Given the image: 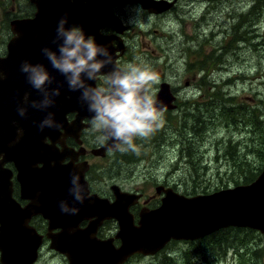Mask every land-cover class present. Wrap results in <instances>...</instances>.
<instances>
[{
	"label": "rangeland",
	"instance_id": "1",
	"mask_svg": "<svg viewBox=\"0 0 264 264\" xmlns=\"http://www.w3.org/2000/svg\"><path fill=\"white\" fill-rule=\"evenodd\" d=\"M32 5V0H0V56L16 36L13 22L32 17ZM114 13L125 29L117 34L126 48L120 68L132 65L156 73L159 82L149 85L150 95L165 82L178 93V107L163 113L161 126L150 136L134 140L135 151L95 160L100 181L91 185L92 190L102 194L104 185L103 193L108 194L116 184L148 198L161 185L190 195L252 179L256 164H264V146L256 142L259 128L254 121L264 99V0H178L159 15L129 3ZM133 17L139 22L130 23ZM106 84L107 80L100 86ZM87 136L97 147L108 145V138L94 126ZM257 146L261 152H256ZM244 161L253 165H243ZM112 228L115 234L117 228ZM35 264L69 261L47 240ZM127 264H264V236L232 231L201 244L174 243L156 257L142 256Z\"/></svg>",
	"mask_w": 264,
	"mask_h": 264
},
{
	"label": "water",
	"instance_id": "2",
	"mask_svg": "<svg viewBox=\"0 0 264 264\" xmlns=\"http://www.w3.org/2000/svg\"><path fill=\"white\" fill-rule=\"evenodd\" d=\"M177 1L32 0L36 8L34 17L13 22L12 31L16 36L8 45L7 57L0 58V72L6 77L0 79V154L6 155L4 162H14L22 196L29 203L22 207L13 199V173L0 168L1 264H34L38 260L44 236L30 226L37 215L49 222L47 237L51 249L65 255L70 264H124L135 254L155 255L172 240H197L228 227L251 228L264 234V170L250 185L210 195L188 198L165 189L162 205L155 211H140L136 224L130 208L137 203V197L118 191L114 203L90 197L82 172L71 164L63 165L67 154L56 153L60 128L71 126L70 133L77 137L82 128L81 120L85 117L92 120L94 115L88 111L87 103L81 101V91L69 89L65 77L51 66L42 51L47 48L59 56L58 44L62 40L53 41L60 19L67 15L66 28H80L86 38L92 37L98 46L108 51L113 63L100 73L108 76L117 64V51H124L112 49L110 43L114 38L101 34L104 27L112 24L118 33L125 30L113 10L135 3L150 14L159 15L171 10ZM24 61L44 65L50 78H54L52 84L45 85V92L28 83L27 74L21 72ZM87 83L96 87L95 81ZM56 88L60 90L59 96L53 94ZM25 94H28L27 103ZM46 98L52 104L44 107ZM174 100L170 86L162 85L157 104L163 103L167 109H172ZM33 103L37 107H32ZM20 107L27 108L25 116L19 114ZM70 112L78 114L76 120L68 124L66 115ZM49 114L58 127H45L41 131L39 125ZM47 139L53 141V145H47ZM109 140L107 149L113 145ZM77 195L83 203L76 199ZM61 206L67 211L63 212ZM107 219L118 222L119 232L115 238L100 240L97 230ZM85 220L91 221L87 228L81 229L80 223ZM53 230L60 231L52 233ZM115 239L121 241L118 248L114 245Z\"/></svg>",
	"mask_w": 264,
	"mask_h": 264
},
{
	"label": "clouds",
	"instance_id": "3",
	"mask_svg": "<svg viewBox=\"0 0 264 264\" xmlns=\"http://www.w3.org/2000/svg\"><path fill=\"white\" fill-rule=\"evenodd\" d=\"M67 15L60 19L56 29L57 35L53 43L62 40L58 44L59 56L56 52L44 48L42 51L49 60L51 66L63 75L71 91H81L80 99L87 103L88 111L93 113L92 124L100 129L104 135L113 141L109 151L136 150L134 140L150 136L156 128L162 124V116L167 110L166 105L155 101L149 93V85L158 83L159 77L148 69L129 65L127 70H122L115 64L113 71L108 73V90L102 87H92L87 81H95L102 69L113 63L108 51L98 46L91 38L78 27L66 28ZM130 23L139 21L133 17ZM100 57H107L101 59ZM21 72L27 74V81L36 90L45 92V85L52 84L54 78L44 65H32L24 61ZM6 78L0 72V79ZM46 94V93H45ZM54 95L59 96L60 90L56 88ZM28 102V94L24 97ZM52 101L45 99L43 106L47 107ZM37 107L35 103L31 105ZM21 116H25L27 108L18 109ZM41 131L45 127H58L53 123L52 114L39 125ZM22 136L23 130H19ZM126 146V147H125ZM76 199L83 203V199L77 195ZM61 210L67 209L61 206Z\"/></svg>",
	"mask_w": 264,
	"mask_h": 264
},
{
	"label": "flooded vegetation",
	"instance_id": "4",
	"mask_svg": "<svg viewBox=\"0 0 264 264\" xmlns=\"http://www.w3.org/2000/svg\"><path fill=\"white\" fill-rule=\"evenodd\" d=\"M32 8H33V13H34L35 12V6L32 5ZM113 31H114L113 27H107L103 30V33L107 34V35L108 34L111 35L114 33ZM4 56H5V53L3 55H1L0 58H2ZM106 80H107V78H105V77L99 78L100 84L102 81L105 83ZM100 84L98 82L99 87H101ZM107 88H105V90H107ZM173 93L178 97V93L176 91H173ZM176 103H177V101H176ZM74 118H75V114L70 113L68 115V121L69 122H72V120ZM84 124L90 125L87 128L92 129V127H93V124L90 123L89 120H85ZM86 131L87 130L83 131V133L81 132L79 140H76L74 137H70V136L65 137L64 143L62 145L59 142L60 138H58V141L55 144L56 145L55 147L59 151H62L63 147H64L72 153L71 157H65L64 158V165L73 164L74 166L80 167L79 171L82 172L85 170L84 171L85 173H83V175H84L85 181L88 183V190H89L90 195L96 194L101 198L107 199L109 201H113V200H115L116 196H115V190H113L112 185L109 187L108 194L103 193L104 192L103 191L104 185L100 184L101 185L100 192L102 194H100L98 192L97 193L94 192L91 188L92 184H94L96 181H100V178H98L97 174L95 173V169H93L95 166L97 167V165L94 164L95 163L94 161L95 160L106 161L108 156L110 154H112L113 152H111V151L104 152L102 156L97 157L95 154L96 149H97V143L93 140H87V139H91L88 136L86 138L84 137V134ZM83 137H84V139H86V141L83 139ZM47 143L51 144L52 142L50 140H47ZM5 157H6V155L4 153L0 154V163H2V165H0V168L3 167L6 172L8 170V171H11L13 173V177H12V183H13L12 196H13V199L17 203H19L22 207H25L29 203V201L24 199V197L22 196L20 184L18 183L17 178H16L17 171L15 168V164L12 161L4 162L3 160ZM89 164H91L92 167L89 168ZM82 166H87V169H86V167L83 169ZM96 169H98V168H96ZM163 187L166 188L169 186L163 185ZM156 192H157V190H156ZM160 202H161V194L159 192H157V195L154 194L151 197L144 198L143 199V206L148 208V209H156L160 205ZM138 210H139V205L137 207H135V211H138ZM135 221L137 222L138 218H136ZM89 223H90L89 220L82 221L80 223V227L82 229L87 228ZM30 226L34 227L42 236H46L49 232V222L46 219H44L43 216H40V215L33 217V219L30 222ZM113 226H115V228H117V230H118V223L116 220L107 219V220L103 221V223L99 226V228L97 230L98 238L102 239V240H106L110 237L113 238L117 233V232L115 234L113 233V228H112ZM234 230H238V229H234ZM251 233H259V232L252 231ZM46 242H47V239L45 237V243ZM115 245L119 246L120 241L116 240ZM137 258H140V257H137Z\"/></svg>",
	"mask_w": 264,
	"mask_h": 264
},
{
	"label": "trees",
	"instance_id": "5",
	"mask_svg": "<svg viewBox=\"0 0 264 264\" xmlns=\"http://www.w3.org/2000/svg\"><path fill=\"white\" fill-rule=\"evenodd\" d=\"M258 7V6H257ZM253 9H257L256 7H254ZM31 14H29V13H26V15L25 16H30ZM210 58V57H209ZM209 58L207 57V59H206V61H208L209 60ZM199 65H201L202 67H205L206 65H207V67H208V63H206V62H199ZM203 82H205V80H203ZM218 96H219V94H218ZM257 112H258V114L256 115V120H254L255 121V123L258 125V131L256 132V142H260V144L262 145V146H264V122L261 120V116H262V114H264V99L263 100H261V101H259V104H258V109H257ZM241 114H245L244 112H242ZM255 123L254 122H252V123H250V124H252L253 126L255 125ZM259 146V145H258ZM258 146H257V148H256V152L258 151V152H261V151H259L258 150ZM136 149H138L137 147H136ZM136 155H137V153L134 155V156H132L131 158H136ZM224 156V155H223ZM227 156H228V154H227ZM124 157H129V154H124ZM183 158H185V157H183ZM243 165H253V164H251V163H249V162H247V161H244L243 162ZM261 165V164H260ZM260 165H258V164H256V166H258L257 168H258V170L256 169V172L255 171H252L251 172V176L253 177L252 179H247V180H244L242 183L243 184H249L250 182H252L253 180H255V178L261 173V171H262V168L264 167V164H262L261 166ZM256 173V174H255ZM217 191V190H216ZM218 191H219V189H218ZM212 191H204V194H209V193H211ZM242 231H244V232H250L251 233V231H249V230H242ZM217 235H219V234H217ZM219 237V236H218ZM217 236H212V237H210V238H207V240L206 239H204V240H201L200 242H198L199 244H201V243H205L206 241H210V239H215V238H218ZM248 241H251L250 239H247ZM251 245H253V244H251Z\"/></svg>",
	"mask_w": 264,
	"mask_h": 264
},
{
	"label": "bare ground",
	"instance_id": "6",
	"mask_svg": "<svg viewBox=\"0 0 264 264\" xmlns=\"http://www.w3.org/2000/svg\"><path fill=\"white\" fill-rule=\"evenodd\" d=\"M244 13V12H243ZM257 20V19H256ZM254 22V21H253ZM249 29V28H248ZM222 85V84H221ZM220 86V85H219ZM216 95V94H215ZM219 97V96H218ZM222 100V99H221Z\"/></svg>",
	"mask_w": 264,
	"mask_h": 264
}]
</instances>
